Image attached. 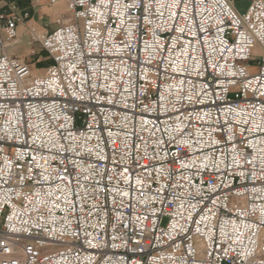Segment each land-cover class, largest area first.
<instances>
[{"label":"built area","instance_id":"2783aa9c","mask_svg":"<svg viewBox=\"0 0 264 264\" xmlns=\"http://www.w3.org/2000/svg\"><path fill=\"white\" fill-rule=\"evenodd\" d=\"M65 1L39 75L0 13V264H264V0Z\"/></svg>","mask_w":264,"mask_h":264},{"label":"crops","instance_id":"0c3cea01","mask_svg":"<svg viewBox=\"0 0 264 264\" xmlns=\"http://www.w3.org/2000/svg\"><path fill=\"white\" fill-rule=\"evenodd\" d=\"M7 1H9L6 2L7 4L17 5V14H22L25 11H29L31 14L29 20L18 25L17 37L7 41L8 54L19 58L31 57L30 55L34 54L37 60L43 59L42 55L39 53L42 49L38 37L41 34L51 31L56 26L57 18L67 15L66 1L61 0L55 5H51L49 0ZM250 1L251 0H232L234 7L240 13H244L247 10ZM32 25L38 27L35 32L31 29Z\"/></svg>","mask_w":264,"mask_h":264},{"label":"rangeland","instance_id":"374dc122","mask_svg":"<svg viewBox=\"0 0 264 264\" xmlns=\"http://www.w3.org/2000/svg\"><path fill=\"white\" fill-rule=\"evenodd\" d=\"M6 2H9V1L0 0V13H11V11H15L17 13V11H16L17 10V5L15 6L16 9H12V8H10L9 5H7ZM13 5H15V4H13ZM29 19H27V20H29ZM37 28L38 27L35 26V25L31 26V29H32L33 32H35L37 30ZM39 53L42 55L43 59L37 60V58L34 57V54L33 55L31 54L30 55L31 57L21 58V59H23L24 61H26L30 65L32 75L42 74L45 71V68H46V66L49 63V59L47 58V55L44 53V51L40 50ZM252 65L256 67L258 65V62L256 60L253 61Z\"/></svg>","mask_w":264,"mask_h":264}]
</instances>
